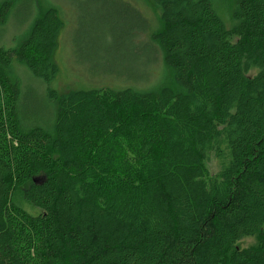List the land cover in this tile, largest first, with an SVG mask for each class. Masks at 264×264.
<instances>
[{
    "label": "trees",
    "instance_id": "trees-1",
    "mask_svg": "<svg viewBox=\"0 0 264 264\" xmlns=\"http://www.w3.org/2000/svg\"><path fill=\"white\" fill-rule=\"evenodd\" d=\"M151 1L162 27L119 36L150 54L143 71L107 76L143 84L160 53L177 91L59 94L56 7L28 8L27 36L0 42V264H264V0H235L231 28L214 0ZM19 2L0 0V27Z\"/></svg>",
    "mask_w": 264,
    "mask_h": 264
},
{
    "label": "rangeland",
    "instance_id": "rangeland-1",
    "mask_svg": "<svg viewBox=\"0 0 264 264\" xmlns=\"http://www.w3.org/2000/svg\"><path fill=\"white\" fill-rule=\"evenodd\" d=\"M214 1L216 9L231 28L234 25L232 14L236 8L235 0ZM108 3L113 4L114 9H117L109 10L105 7ZM95 4L101 6L106 13L100 12L94 6ZM32 6L41 15L47 7H56L63 21V28L58 37L57 49L54 54V62L58 66L59 74L51 84L59 94L89 88L123 89L131 85H144L155 89L170 87L175 91L179 90L172 71L164 65L160 53L150 68V78L143 84L137 81L134 83L125 81L122 77L107 76L120 72L126 77H131L136 72L143 71L142 67H139V61L142 57L150 58V54L144 50V47L138 51L129 52L127 48L129 43L119 36L121 31L127 32L130 25L140 30L147 28L148 24H151L156 30L162 27L161 13L151 0H34V2L20 0L17 6V16L12 15L6 25L0 27V42L4 46L11 47L14 45L13 40L15 43H19L27 36L32 20L27 19V21L21 18ZM133 6L140 12L139 17L132 13ZM116 25L118 28H115ZM116 30H118V36ZM23 34L24 36L17 42V37H21ZM139 36L140 39L132 40L136 47L148 40V35L140 33ZM16 71L17 77L25 88H35L34 90L43 95L44 86L34 80L23 68L16 67ZM38 93L36 94L38 95ZM42 104L44 105V101H39L38 105ZM38 105L34 104V107H38ZM206 166L209 173L214 176L217 167L213 157ZM14 203L29 215L35 216L39 213L23 198L21 192L14 195ZM257 246L258 239L255 236L244 238L238 243L240 250Z\"/></svg>",
    "mask_w": 264,
    "mask_h": 264
}]
</instances>
